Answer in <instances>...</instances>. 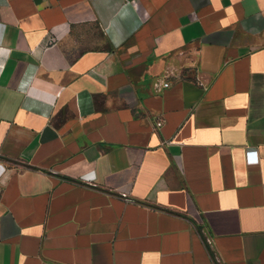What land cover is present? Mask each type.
<instances>
[{
    "label": "crops",
    "instance_id": "obj_1",
    "mask_svg": "<svg viewBox=\"0 0 264 264\" xmlns=\"http://www.w3.org/2000/svg\"><path fill=\"white\" fill-rule=\"evenodd\" d=\"M0 264H264V0H0Z\"/></svg>",
    "mask_w": 264,
    "mask_h": 264
},
{
    "label": "built area",
    "instance_id": "obj_2",
    "mask_svg": "<svg viewBox=\"0 0 264 264\" xmlns=\"http://www.w3.org/2000/svg\"><path fill=\"white\" fill-rule=\"evenodd\" d=\"M169 87V83L165 82L163 83L162 85V88L165 89V88H168ZM157 126H160V124H157ZM122 198L126 201V202H132L128 197H126L125 195H122ZM208 241V240H207ZM209 242V241H208Z\"/></svg>",
    "mask_w": 264,
    "mask_h": 264
}]
</instances>
